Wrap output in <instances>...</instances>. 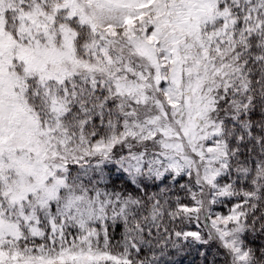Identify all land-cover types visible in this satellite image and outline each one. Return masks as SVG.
I'll return each mask as SVG.
<instances>
[{
    "label": "snow or ice",
    "instance_id": "1",
    "mask_svg": "<svg viewBox=\"0 0 264 264\" xmlns=\"http://www.w3.org/2000/svg\"><path fill=\"white\" fill-rule=\"evenodd\" d=\"M0 264H264V0H0Z\"/></svg>",
    "mask_w": 264,
    "mask_h": 264
},
{
    "label": "rangeland",
    "instance_id": "2",
    "mask_svg": "<svg viewBox=\"0 0 264 264\" xmlns=\"http://www.w3.org/2000/svg\"><path fill=\"white\" fill-rule=\"evenodd\" d=\"M184 202H185V203H189L190 201L185 200ZM215 211L220 212V213H226V212H227V208L224 207V206H217V207L215 208Z\"/></svg>",
    "mask_w": 264,
    "mask_h": 264
}]
</instances>
